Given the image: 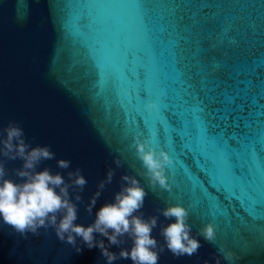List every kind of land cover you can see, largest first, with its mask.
I'll return each instance as SVG.
<instances>
[{
  "label": "water",
  "instance_id": "1",
  "mask_svg": "<svg viewBox=\"0 0 264 264\" xmlns=\"http://www.w3.org/2000/svg\"><path fill=\"white\" fill-rule=\"evenodd\" d=\"M9 120L22 122L33 145L50 144L56 159L82 168L88 184L76 223L84 225L124 173L136 174L129 145L155 126L175 183L153 189L140 176L142 211L183 203L193 235L209 221L217 230L215 243L198 237L195 255L166 250L159 264H215L220 244L239 254L235 264H264V0H0V126ZM56 159L40 168L67 179ZM21 164L7 163L14 179ZM110 167L112 183L89 215L85 205ZM153 235L163 242L159 227ZM77 244L81 252L53 229L21 235L0 217V264H106L98 247Z\"/></svg>",
  "mask_w": 264,
  "mask_h": 264
},
{
  "label": "clouds",
  "instance_id": "2",
  "mask_svg": "<svg viewBox=\"0 0 264 264\" xmlns=\"http://www.w3.org/2000/svg\"><path fill=\"white\" fill-rule=\"evenodd\" d=\"M146 108L151 112L157 104L149 101ZM129 147L135 148V157L140 162V167L133 165L136 174L124 173L113 199L96 210L92 223L84 225L76 223L79 206L83 203L82 193L88 184L82 168L71 169L70 159H56L50 144L33 145L22 122L9 120L0 126V217L3 223L24 236L29 232L39 234L41 228L53 229L60 241L72 245L77 252L82 251L77 244L79 237L89 249L98 247L106 264H113L117 259H130L132 264H159L166 250L175 257L195 255L202 247L200 236L215 243V223L209 221L193 235L190 211L183 203H167L156 210L157 214L145 216L142 209L148 191L139 177H145L153 189L171 191L175 181L170 183L169 169L175 160L166 147L155 141V133L151 136L134 134ZM18 159L22 164L12 170L17 177L14 179L9 175L7 163ZM54 159L58 169L68 170L67 179L62 171H53L47 166L40 168L44 161ZM114 163L120 168L124 161L116 157ZM116 168L110 167L106 177L98 182L97 190L85 205L89 215L112 183ZM160 215L169 222H159ZM157 227L163 242L153 235ZM97 235L102 238L98 239ZM129 241L130 247L123 246ZM113 245L119 247V252L110 250ZM221 258L228 264H235L241 257L220 244L215 264H221ZM204 264H211V261L205 260Z\"/></svg>",
  "mask_w": 264,
  "mask_h": 264
},
{
  "label": "snow or ice",
  "instance_id": "3",
  "mask_svg": "<svg viewBox=\"0 0 264 264\" xmlns=\"http://www.w3.org/2000/svg\"><path fill=\"white\" fill-rule=\"evenodd\" d=\"M158 131H159V129H157L155 126H153L152 133H155V136L157 135Z\"/></svg>",
  "mask_w": 264,
  "mask_h": 264
}]
</instances>
